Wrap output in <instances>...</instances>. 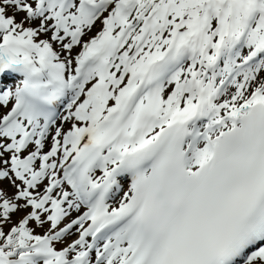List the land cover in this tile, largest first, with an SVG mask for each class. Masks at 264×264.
<instances>
[{
  "label": "snow or ice",
  "instance_id": "snow-or-ice-1",
  "mask_svg": "<svg viewBox=\"0 0 264 264\" xmlns=\"http://www.w3.org/2000/svg\"><path fill=\"white\" fill-rule=\"evenodd\" d=\"M0 264H264V0H0Z\"/></svg>",
  "mask_w": 264,
  "mask_h": 264
}]
</instances>
